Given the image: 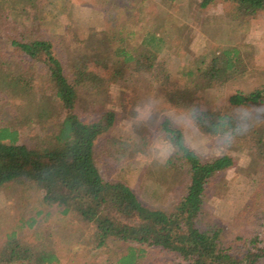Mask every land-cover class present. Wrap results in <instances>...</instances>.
<instances>
[{"label": "trees", "instance_id": "16d2710c", "mask_svg": "<svg viewBox=\"0 0 264 264\" xmlns=\"http://www.w3.org/2000/svg\"><path fill=\"white\" fill-rule=\"evenodd\" d=\"M163 1L169 5L175 0ZM219 1L231 3L233 12L219 17L216 24L213 18L211 22L217 28L227 19L228 25L246 24L247 19L264 10V0H201L199 6L205 8ZM33 4L35 0H0V117L4 115L2 105L13 107V117L0 118V189L9 183H32L43 190L45 203L57 206L64 215L73 214L92 224L97 246L109 249V256L98 264H142L149 248L174 256L175 264H261L264 247L256 245V239L251 240L252 247L245 242L247 249L237 251L225 244L220 230L199 226L208 187L236 165L232 155L204 159L187 143L182 130L165 118L159 131L174 151L160 165L180 166L188 177L184 192L170 212L146 205L124 181H106L96 163V142L112 130L117 118L114 109L99 111L97 105L106 104L110 85L117 80L145 73L159 79L154 67L167 42V32L163 30L166 23L155 20L142 38L134 30L88 33L85 39H78L87 40V47L69 48L71 55L63 57L54 40L43 31L47 16ZM25 12L28 14H22ZM244 47L207 46L205 52L189 53L188 63L181 70L187 84L183 93L241 77L248 79L252 70ZM168 49V53L176 50L171 45ZM93 63L100 69H92ZM105 70L108 73L103 74ZM87 92L90 94L84 99ZM102 94L105 98H101ZM84 100H90L86 105L92 111L86 114L91 118L85 114L83 118L79 110ZM53 102L58 103L62 119L57 128L47 132L45 122L55 112ZM229 104L264 105V84L250 92L238 89L229 96ZM192 114L199 128L223 139L237 134L242 125L230 112L192 110ZM25 125L28 129L41 128L39 142L31 146L20 142ZM254 130L259 137V156L264 159V127ZM113 141L108 136L105 145L115 146ZM118 141L122 142L119 149L128 153L132 145ZM140 146L139 140L132 147L137 151ZM35 223L32 217L28 225L33 227ZM7 239L0 249V264L59 261L52 245L43 240L30 242L16 232Z\"/></svg>", "mask_w": 264, "mask_h": 264}, {"label": "rangeland", "instance_id": "374dc122", "mask_svg": "<svg viewBox=\"0 0 264 264\" xmlns=\"http://www.w3.org/2000/svg\"><path fill=\"white\" fill-rule=\"evenodd\" d=\"M200 1L175 0L167 5L163 0H35L32 7L47 16L43 31L54 40L61 56L67 53L70 56V49L87 47V40L83 43L78 39H85L88 33L134 30L137 37L142 38L155 20L166 23L163 30L167 32V42L154 67L159 79L145 73L136 78L129 76L125 81L117 80L110 85L106 104L97 105L99 111L114 109L117 118L112 130L96 142V163L106 181H124L146 205L172 211L184 192L188 177L180 166L160 165L174 151V146L159 131V125L169 118L204 159L229 154L236 160L235 166L208 187L199 226L220 230L225 244L237 251L252 247V239H256V245L264 247V159L259 156V137L254 130L264 127V105L232 107L229 104V96L238 89L250 92L264 84V10L247 19L246 24L228 25L227 19L217 28L211 20L216 19V24L219 17L230 15L232 4L219 1L202 8ZM169 45L175 47V52H167ZM236 45L245 46L244 56L252 70L248 79L241 77L191 94L183 93L182 88L187 84L181 70L188 63L189 53L205 52L207 46ZM90 67L100 69L94 63ZM87 93L84 99L90 94ZM101 98H105L103 94ZM89 101L80 104L83 118L84 114L89 117L86 113L92 111V107L86 105ZM53 104L55 112L45 122L47 132L57 128L62 119L58 115L61 110L58 103ZM1 108L4 120L13 117L12 105ZM192 110L230 112L242 125L237 134L225 135L226 140L199 128ZM40 131L38 126L29 129L23 126L20 142L30 146L36 144ZM108 136L114 139L115 146L105 145ZM118 140L128 141L132 146L140 140L141 146L137 151L130 146L125 153L119 149L122 142ZM149 166L150 169L145 170ZM43 196V190L29 182L9 183L0 189V249L8 240L7 235L16 232L27 241L40 239L51 244L59 257L56 264H98L109 256L108 246L99 247L94 241L92 224L73 214H62L57 206L45 203ZM32 217L36 223L29 227ZM245 242H249L247 247ZM175 262L174 256L158 248H149L142 264Z\"/></svg>", "mask_w": 264, "mask_h": 264}]
</instances>
